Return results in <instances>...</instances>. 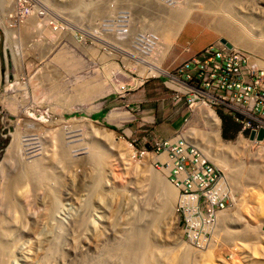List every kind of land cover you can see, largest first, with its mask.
Here are the masks:
<instances>
[{"label":"rangeland","instance_id":"374dc122","mask_svg":"<svg viewBox=\"0 0 264 264\" xmlns=\"http://www.w3.org/2000/svg\"><path fill=\"white\" fill-rule=\"evenodd\" d=\"M177 1L178 7L188 2ZM190 2V21L162 53L163 70L173 73L188 56L185 42L196 51L219 38L264 65V49L256 46L264 41V0ZM110 6L108 20L115 22ZM81 7L76 0H0V76L12 78L13 68L23 72L22 79L5 80L12 85L5 95L0 82V161L9 156L0 170V242L7 252L0 250V264H264V142L223 140L220 133V142L209 139L201 103L185 104L190 94L172 99L166 73L142 83L127 72L114 79L111 70L121 56L100 55L98 46L94 52L74 45L70 52L56 51L53 11L76 14ZM131 13L132 22L142 18ZM227 19L251 38L236 43L217 28ZM142 21L136 25L144 34L158 37ZM158 41L159 47L166 43L160 36ZM209 107L220 119L218 130L236 133L238 126L220 106ZM138 114L143 120L135 127ZM103 132L134 156L109 148ZM155 141L180 142L186 153L206 161L217 181L201 191L218 189L221 208L203 198L186 204L184 187L175 185L171 169L166 172L171 163L155 160H168L165 152L152 153ZM154 176L170 180L177 194L172 203L148 189Z\"/></svg>","mask_w":264,"mask_h":264},{"label":"built area","instance_id":"2783aa9c","mask_svg":"<svg viewBox=\"0 0 264 264\" xmlns=\"http://www.w3.org/2000/svg\"><path fill=\"white\" fill-rule=\"evenodd\" d=\"M109 1L113 5L110 7L117 12L118 19L115 22L108 20L106 0H88L81 8H77L76 14H65V11L54 10L53 22L50 24L51 29L56 31L54 39L56 51L64 47L70 52L71 45H74L73 47L94 52V46H98L101 49L100 55L112 53L111 57L121 56L120 64L115 63L118 70H111L112 78L128 76L125 72L132 75L128 77L138 78L140 81L146 77H157L159 74H147V59L143 52L147 48L153 54L150 56L151 60L160 59L163 47H159L158 37L145 35L141 29L142 25H136L139 18L134 22L130 21L132 14L128 2ZM152 1L162 9L175 8L179 5L177 0ZM141 21L140 18L137 23ZM131 30L135 32L131 33ZM83 39H87L86 43ZM95 40L101 44L94 42ZM183 48L186 52L189 51L187 44ZM119 69H122V72ZM14 70L15 68L12 73ZM58 75L59 73H53V76L59 78ZM1 81V93L5 95V78L0 76ZM168 81L173 91L172 99L175 101L180 99L181 95L190 94V102L185 100L188 106L199 102L222 106L232 121L239 125L237 137L245 139V134L256 133L260 128L264 129V65L249 52H243L240 48H227L222 44L208 45L191 53L173 73H168ZM178 82L184 84L182 90L172 85H178ZM14 89L17 91L15 82ZM253 142L258 141L253 140ZM154 145L156 150L171 146L167 141L155 142ZM173 145L174 147L168 149V156L172 161V180L175 185L184 187L181 196L190 198L187 204H198L199 199L203 198L205 202L209 201L211 207L221 208L219 200L222 196L218 189H213L211 194L201 191L217 181L214 170L199 156L186 153L185 146L180 142H175ZM188 163L191 167L186 169ZM158 164L162 165V163ZM187 238L191 242L196 239L195 235H187Z\"/></svg>","mask_w":264,"mask_h":264},{"label":"bare ground","instance_id":"6f19581e","mask_svg":"<svg viewBox=\"0 0 264 264\" xmlns=\"http://www.w3.org/2000/svg\"><path fill=\"white\" fill-rule=\"evenodd\" d=\"M88 0H76V3H82V4H85ZM123 1H126L128 2L130 5H133V6H130V8L134 9L132 11H134L135 15L137 13H140L141 15H139L140 17H142L143 19L145 20H148V22L150 23V25H152L153 27V31H156L158 37H162V39L164 41H166V45L165 44H162L163 45V51L167 48V46H169V44L174 40V38L177 36V34L179 33L180 29H182L183 25L185 22H188L190 21V17H191V6H189V1L187 2V5L184 6V7H175V8H166V9H162L160 8L155 2H153L152 0H123ZM185 2L187 0H184ZM210 1V0H209ZM216 1V0H215ZM221 1V0H220ZM183 2V3H185ZM190 3H194V2H190ZM196 3V1H195ZM194 3V5H195ZM213 4V3H212ZM216 4V3H215ZM219 4V3H218ZM224 4V3H223ZM137 5V6H136ZM191 5V4H190ZM193 5V7H194ZM79 6V5H78ZM108 6H110L108 4ZM197 6V4H196ZM195 6V7H196ZM77 7V6H76ZM192 7V8H193ZM75 10V9H74ZM131 11V12H132ZM21 17L24 15V8H22L21 10ZM115 14V13H114ZM132 14V13H131ZM195 14V13H194ZM111 16V15H110ZM195 16V15H194ZM225 16V15H224ZM112 17V16H111ZM134 17V15H133ZM114 18V17H113ZM117 18V17H115ZM131 18V17H130ZM141 18V20H142ZM140 19V18H139ZM138 19V20H139ZM144 21V20H143ZM142 21V22H143ZM229 19L226 20V22H217L216 23V26L217 28H220L222 30H228V33L230 34V36H234L236 37L237 39V42L236 43H240V42H244V38H251L250 36L244 34V29H243V26L239 25V26H235L234 24H231L229 23ZM141 22V23H142ZM146 22V21H145ZM147 26V25H146ZM232 26V27H231ZM149 27V26H148ZM144 28V27H143ZM55 30V29H54ZM243 37V39H241V37ZM157 37V36H156ZM248 39V38H247ZM161 40V39H160ZM251 40V39H250ZM249 41V40H248ZM161 42V41H160ZM250 42V41H249ZM256 42V41H255ZM245 43V42H244ZM247 43V42H246ZM252 43H253V40H252ZM250 43V44H252ZM249 44V43H247ZM119 45V44H118ZM256 46L260 49H264V41H260L256 43ZM231 48V47H230ZM168 49V48H167ZM129 52H131V50L129 49L128 50ZM241 51H243L241 49ZM244 52V51H243ZM146 59H147V62H146V68L149 69L147 70V74H153V75H157V74H164L166 73L165 70H163L160 66V62H161V59H162V56H164L163 54L161 55L160 59H156V60H151L150 59V56H153V54L151 53L150 50H148L146 48V51L143 52ZM165 54V53H164ZM262 62V61H261ZM23 69V68H22ZM110 72V71H109ZM23 72H21V70H17L15 69V72L13 73L12 75V79H22V77H20L19 75H22ZM3 77L5 78V80H7L8 78H10V75L9 73H6L4 72L3 74ZM110 76V74H109ZM2 77V76H1ZM30 79V78H29ZM32 79V78H31ZM11 84V83H10ZM6 85L5 87H9L10 90H12V85ZM102 86V85H101ZM101 86H96V88L94 87V89H100ZM117 89V87H116ZM91 89H87V91H90ZM87 91H84L87 92ZM200 108L202 110V116L203 118L205 119L207 125L210 127L211 129V137H209V139L211 140H216L217 142H220V137H219V130H218V123H219V119L217 118V116L215 115L214 111L206 104V103H201L200 104ZM29 111V110H28ZM113 116H114V113H113ZM111 117H112V114H111ZM30 127V126H29ZM104 133V132H103ZM97 134V133H96ZM106 138V136H108V139L109 140V143L111 145V147L109 148H112V146H115V148L119 149V153H124V154H129L130 150L128 148L127 145H125L123 142L121 141H115L113 138V135L111 133H104L103 134ZM239 140L243 141V139L241 137H237ZM118 140V139H117ZM15 141V140H14ZM13 141V142H14ZM108 141V140H107ZM113 141V142H112ZM209 142V141H208ZM212 142V141H211ZM12 143V141H11ZM15 143H13L12 145H14ZM10 145V144H9ZM8 145V147H9ZM17 145V144H16ZM100 145V144H99ZM15 147V146H14ZM13 147V148H14ZM94 147V146H93ZM10 148V147H9ZM12 149V148H11ZM95 149V148H94ZM93 149V150H94ZM97 149V148H96ZM102 149V147H101ZM10 149H7V151H9ZM16 150V148H15ZM13 151V150H12ZM101 151V150H100ZM116 151V149H115ZM15 152V151H14ZM61 152V151H60ZM59 153V152H58ZM64 153V152H62ZM96 153V151H95ZM99 153V151H98ZM97 153V154H98ZM122 153V154H123ZM133 153V152H132ZM132 153H130L131 155L129 156H132ZM52 154V153H51ZM92 154V153H91ZM9 155H12L9 153ZM14 155V154H13ZM63 155H61L60 157L62 158ZM66 155H64L65 157ZM97 156V155H96ZM128 156V155H127ZM133 156H134V153H133ZM11 157V156H10ZM67 157V156H66ZM95 157V156H94ZM9 156H8V152L7 154L4 155V157L2 158V160L0 161V170L3 168H1V166H3L4 164H6L7 160H8ZM130 158V157H129ZM11 159V158H10ZM57 160V159H56ZM65 160V159H64ZM10 161V160H9ZM8 161V162H9ZM12 161V160H11ZM14 161V160H13ZM21 162V161H20ZM90 162V161H89ZM93 162V161H92ZM18 164V163H17ZM23 164V163H22ZM8 165V164H7ZM6 165V166H7ZM5 166V167H6ZM99 166V165H98ZM170 166L166 168V172L168 174V169H170ZM20 167V166H19ZM62 167V166H61ZM24 169V168H23ZM45 175V174H44ZM147 179V178H146ZM146 184V183H145ZM147 185H148V189H150L151 191L154 190V192H160L161 194H164L165 196V199L169 202V203H172V200L174 201V197H176V192L174 191L172 185L170 184V180L166 178V176L164 177H158V176H154L153 178L149 177L148 178V181H147ZM147 187V186H146ZM185 197V196H184ZM169 199V200H168ZM180 199V198H179ZM181 199H184V198H181ZM185 201H186V204L189 203L190 201V198L189 197H185ZM184 200H182L181 202H185ZM183 203H180V204H183ZM11 205V204H9ZM51 211L52 213L54 212V207H51ZM1 233L3 231H0ZM5 233V232H4ZM3 234V233H2ZM134 235V234H133ZM1 236V235H0ZM127 239V238H126ZM2 240V239H1ZM5 244L6 242L4 243L3 241L0 242V250L3 251L4 250V253L6 252V250L4 249L5 248ZM54 246V245H53ZM131 248V247H130ZM6 249H8L6 247ZM7 253V252H6ZM2 255V254H0ZM145 255V253L142 254V252H138L137 253V256L138 257H141ZM95 262V261H94ZM100 264V263H99Z\"/></svg>","mask_w":264,"mask_h":264},{"label":"clouds","instance_id":"9594fccd","mask_svg":"<svg viewBox=\"0 0 264 264\" xmlns=\"http://www.w3.org/2000/svg\"><path fill=\"white\" fill-rule=\"evenodd\" d=\"M220 39V38H219ZM224 39V38H223ZM225 40V39H224ZM226 41V40H225ZM227 42V41H226ZM228 43V42H227ZM185 44H187V47H188V52L186 53V54H188V56L187 57H189V55L191 54V53H195V52H197V50L196 51H191V48H190V46H189V42H185ZM215 44H222V45H224L223 43H221V42H219L218 41V43H215ZM229 44V47H227V46H225V47H227V48H230V47H234V48H239V47H235V46H232L230 43H228ZM208 45H214V44H208ZM208 45H205L204 47H206V46H208ZM203 46L202 47H200V48H198V51L199 50H201L202 48H204ZM241 49V48H240ZM186 57V58H187ZM159 76V75H158ZM166 76H168V72H166ZM141 83H142V81H141ZM165 84L167 85V87H169V81H168V79L165 81ZM173 86H175V87H177L179 90L181 89H183V87H184V84L183 83H181V82H178V85H176V84H172ZM180 86V87H179ZM170 88V87H169ZM171 89V88H170ZM171 92L173 93V91H172V89H171ZM183 95H181V97H182ZM172 98V97H171ZM181 99V98H180ZM183 102L186 104V102H185V98H184V100H183ZM200 103V102H199ZM193 104H195V103H193ZM208 105V104H207ZM210 105H213V104H210ZM210 105H208V106H210ZM214 106H218V105H213V108H214ZM220 108H221V110L225 113V114H227L225 111H224V108L222 107V106H220ZM214 113H215V115L217 114L216 113V110H215V108H214ZM228 115V114H227ZM217 116V118L219 119V117H218V115H216ZM230 117V116H229ZM230 120L232 121V119L230 118ZM219 121H220V119H219ZM233 122V121H232ZM233 124H236L237 126H238V129H237V131H236V136H235V138L237 139V134H238V132H239V125L237 124V123H235V122H233ZM219 130H220V128H219ZM219 133H220V131H219ZM250 133V132H249ZM249 133L248 134H245L244 135V138H245V140H249V141H252L253 142V140H255V141H258L257 143H261V142H264V135H263V138L261 139V140H256L255 139V136H256V134H257V132L256 133H253V138H251V139H249L248 138V136H249ZM220 137H221V133H220ZM221 139H223V136L221 137ZM224 140V139H223ZM233 140V139H232ZM247 140V141H248ZM155 142H157V141H155ZM154 142V143H155ZM163 142V141H162ZM167 142H169L170 144H171V146L175 143V142H170V141H167ZM173 143V144H172ZM155 146V145H154ZM169 146H164V147H160L159 149H162L160 152H158V150H156L155 149V147H154V151L152 152L154 155H160L161 153H163V152H165V156L168 158V160H164V161H160L158 158H156L155 160H158V161H156L157 163H165L166 165H168V164H170V163H172V161L171 160H169L170 158H169V153H168V150H167V148H168ZM144 153H146V152H144ZM171 165V164H170ZM170 169H171V171H172V168H171V166H170ZM172 178V177H171Z\"/></svg>","mask_w":264,"mask_h":264},{"label":"crops","instance_id":"0c3cea01","mask_svg":"<svg viewBox=\"0 0 264 264\" xmlns=\"http://www.w3.org/2000/svg\"><path fill=\"white\" fill-rule=\"evenodd\" d=\"M196 50H198V49H196ZM140 91H142V88L138 89L139 93H140ZM138 116H139V122L135 125V127L140 126L141 121L143 120V117H141L140 114H138ZM109 117H111V114L109 115ZM112 117H113V113H112ZM219 131H220L221 135L223 136L224 140H232L236 136V133H231V131H227L225 128L223 129L221 126H220ZM132 132H134V130H132Z\"/></svg>","mask_w":264,"mask_h":264},{"label":"water","instance_id":"95a60500","mask_svg":"<svg viewBox=\"0 0 264 264\" xmlns=\"http://www.w3.org/2000/svg\"><path fill=\"white\" fill-rule=\"evenodd\" d=\"M219 42L223 43L225 46L229 47V44L223 39V38H220L219 39ZM263 135H264V129L263 128H260L258 131H257V134L255 136V139L256 140H261L263 138ZM249 139L253 138V132H250L249 133V136H248Z\"/></svg>","mask_w":264,"mask_h":264},{"label":"trees","instance_id":"16d2710c","mask_svg":"<svg viewBox=\"0 0 264 264\" xmlns=\"http://www.w3.org/2000/svg\"><path fill=\"white\" fill-rule=\"evenodd\" d=\"M104 111L103 110H100L99 112H97V113H95V114H92V117H96L97 115L99 116V115H101L102 113H103ZM91 117V116H90ZM221 137H222V135H221Z\"/></svg>","mask_w":264,"mask_h":264}]
</instances>
